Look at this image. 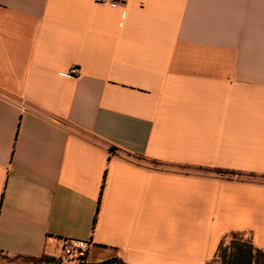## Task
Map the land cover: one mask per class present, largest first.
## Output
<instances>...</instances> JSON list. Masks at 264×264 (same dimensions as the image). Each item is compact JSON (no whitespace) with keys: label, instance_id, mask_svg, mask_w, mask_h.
Returning <instances> with one entry per match:
<instances>
[{"label":"crops","instance_id":"obj_1","mask_svg":"<svg viewBox=\"0 0 264 264\" xmlns=\"http://www.w3.org/2000/svg\"><path fill=\"white\" fill-rule=\"evenodd\" d=\"M235 233L264 249V0H0V264H211Z\"/></svg>","mask_w":264,"mask_h":264},{"label":"trees","instance_id":"obj_2","mask_svg":"<svg viewBox=\"0 0 264 264\" xmlns=\"http://www.w3.org/2000/svg\"><path fill=\"white\" fill-rule=\"evenodd\" d=\"M157 162V161H156ZM221 173H237L235 170H228L221 167L207 168ZM26 261L36 264H71L65 262L62 257L43 254L41 256L22 257ZM216 258L220 260V264H264V249L254 244L250 236L235 233L230 242L224 244V241L219 245L216 251ZM215 258V259H216ZM118 262L128 264L121 258H112L97 264H111ZM73 264H92L88 258H84Z\"/></svg>","mask_w":264,"mask_h":264},{"label":"built area","instance_id":"obj_3","mask_svg":"<svg viewBox=\"0 0 264 264\" xmlns=\"http://www.w3.org/2000/svg\"><path fill=\"white\" fill-rule=\"evenodd\" d=\"M97 1L106 2L107 0H97ZM79 73H80V69L76 65L71 67V69L68 72V74L71 76H76ZM90 245L91 243L85 239L65 238L60 247L62 257L64 259H67L64 261L73 264V261L77 262L84 259L85 257L88 258Z\"/></svg>","mask_w":264,"mask_h":264},{"label":"rangeland","instance_id":"obj_4","mask_svg":"<svg viewBox=\"0 0 264 264\" xmlns=\"http://www.w3.org/2000/svg\"><path fill=\"white\" fill-rule=\"evenodd\" d=\"M232 236H233V235H231L230 237H228L227 239H225V240H224V244L230 242V240L232 239ZM65 260H67V259H65ZM69 260H70V258H69ZM71 261H72V260H71ZM74 262H75V261H73V263H74ZM211 264H220V260H218V259L216 258L215 260L212 261Z\"/></svg>","mask_w":264,"mask_h":264}]
</instances>
